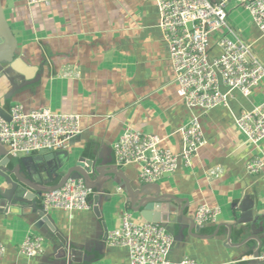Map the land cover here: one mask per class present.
Wrapping results in <instances>:
<instances>
[{
	"label": "crops",
	"instance_id": "crops-1",
	"mask_svg": "<svg viewBox=\"0 0 264 264\" xmlns=\"http://www.w3.org/2000/svg\"><path fill=\"white\" fill-rule=\"evenodd\" d=\"M0 1L17 40L15 58L29 69L27 77L2 66L0 105L7 110L18 104L25 112L49 108L77 114L83 130L67 150L10 157L7 168L14 165L16 174L28 177L38 167V175L48 173V185H55L64 171L51 172L59 159L56 153L67 152L73 159L111 158L114 164L112 146L126 127L159 136L164 140L162 147L178 154L182 150L178 130L197 116L205 145L190 167L180 164L174 174L155 184L162 193L177 198L176 205L187 218L193 220L202 203L218 206L221 215L215 224L202 225L195 236L184 233V239L174 241L168 259L172 263L189 258L197 264H263L253 253L258 246L255 239L261 243L259 254L264 250V170L253 176L245 165L256 155L264 157V140L258 148L249 144L232 117L264 100V80L249 97L232 91L229 109L189 110L176 93L155 0H54L31 6L24 0ZM237 23L242 25V41L264 65V38L246 14ZM218 54L213 45L210 56ZM118 169L133 187L143 185L138 165ZM112 191L117 196L104 206L101 217L92 209L46 212L55 232L36 230L29 215L0 214V243L5 249L0 264H129L125 248L102 242L104 234L120 226L122 213L129 208L123 192L117 187ZM246 195L254 200L251 222L245 225L246 231L233 230L229 236L225 225L241 214L239 203H233ZM33 234L45 238L44 250L27 258L19 247Z\"/></svg>",
	"mask_w": 264,
	"mask_h": 264
},
{
	"label": "built area",
	"instance_id": "built-area-1",
	"mask_svg": "<svg viewBox=\"0 0 264 264\" xmlns=\"http://www.w3.org/2000/svg\"><path fill=\"white\" fill-rule=\"evenodd\" d=\"M24 1L31 6L49 5L54 0ZM155 5L176 93L189 110L229 109L232 91L249 97L264 80V65L252 53L251 46L242 41V25L237 23L246 14L264 38V0H155ZM213 45L219 54L211 57ZM222 86L226 91H222ZM8 113L9 122L0 118V143L11 158L67 150L83 131L77 114L53 112L49 108L25 112L18 104L11 105ZM232 118L245 140L258 148L264 140V100ZM178 133L182 150L175 154L162 147L164 140L159 136L126 127L112 146L113 162L118 168L138 165L140 182L155 184L174 174L180 164L190 167L206 143L197 116L193 115ZM245 169L250 175L259 174L264 170V157L254 156ZM94 195L96 191L87 188L82 179L68 180L59 189L43 194L42 207L45 212L91 211L90 199ZM220 215L218 206L202 203L193 220L198 225L215 224ZM106 242L111 247L125 248L129 264H197L189 258L172 263L168 254L173 236L161 224L136 222L129 209L122 213L120 226L107 234ZM44 245V237L29 235L19 253L33 258L43 253ZM4 253L0 243V257ZM257 259L264 261V250Z\"/></svg>",
	"mask_w": 264,
	"mask_h": 264
},
{
	"label": "water",
	"instance_id": "water-1",
	"mask_svg": "<svg viewBox=\"0 0 264 264\" xmlns=\"http://www.w3.org/2000/svg\"><path fill=\"white\" fill-rule=\"evenodd\" d=\"M16 53L17 40L6 21L0 1V71L2 72L3 65H9L11 69L29 77V69L19 58H15ZM0 118L7 122L10 121L8 110L3 105H0ZM55 155L59 159L55 162L51 172L57 173L60 169L64 171L60 173L57 184L49 186L51 176L48 173L45 176H39L38 167L35 169L36 174L28 175V177L23 173H17V176L14 165L7 168L10 157L6 148L0 143V181H2L0 183V214L29 215L33 219L32 224L36 230L47 228L55 232L49 222V216L42 207L43 194L59 189L68 180L82 179L87 188L96 191L90 203L92 212L97 217L102 216L104 206L117 196V193L112 191L117 187L123 192L128 209L138 220L163 225L173 236L174 241L184 239V233L193 237L199 228H204L183 215V209L176 205L177 198L174 195L162 193L156 184L133 187L118 167L111 163V158L106 161L101 160L100 157L89 159L81 156L73 159L67 152ZM105 192L108 194L106 195ZM237 204L241 213L240 217L232 224L225 225L229 236L233 230L246 231L245 225L251 222L254 200L246 195L242 200L233 203L234 206ZM106 238L107 233L102 237V242H106ZM255 240L258 241V246L253 257L258 260L261 243L258 239ZM262 262L264 264V261Z\"/></svg>",
	"mask_w": 264,
	"mask_h": 264
}]
</instances>
